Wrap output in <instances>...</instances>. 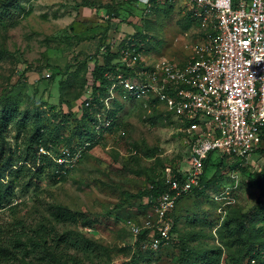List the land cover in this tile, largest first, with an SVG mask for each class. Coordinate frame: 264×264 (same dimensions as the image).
Returning a JSON list of instances; mask_svg holds the SVG:
<instances>
[{
  "label": "rangeland",
  "instance_id": "rangeland-1",
  "mask_svg": "<svg viewBox=\"0 0 264 264\" xmlns=\"http://www.w3.org/2000/svg\"><path fill=\"white\" fill-rule=\"evenodd\" d=\"M5 1L0 0V12L7 13L0 21V94L6 99L1 107L17 113L7 127L6 150L16 164L25 163L26 155L32 164L30 137L42 126L46 145L38 146L36 164L46 155L54 162L46 170L55 176L26 174L22 181L29 186L15 189L18 205L0 210L2 229L31 233L46 225L74 256L68 264H132L138 250L129 222L143 224L152 211L146 196L134 195L166 171L190 166L187 131L165 107L136 101L123 104L110 130L89 148L90 142L79 143L80 103L90 95L85 72L93 58L102 63L106 44L115 50L132 37L148 62L181 64L204 40L206 27L185 0L156 2L149 10L136 0H11L12 6L3 7ZM25 64L40 70L22 71ZM80 148L76 160L64 153ZM211 162L204 174L217 172L215 181L181 200L170 239L156 249L141 247L137 264H178L180 256L184 264L257 263L232 224L236 213L250 219L262 206L264 196L257 197L264 192V173L248 182L234 158L213 152ZM263 164L264 153L251 154L243 165L254 171ZM62 208L70 211L69 219ZM39 260L29 252L30 264ZM7 264L23 263L18 257Z\"/></svg>",
  "mask_w": 264,
  "mask_h": 264
},
{
  "label": "built area",
  "instance_id": "built-area-1",
  "mask_svg": "<svg viewBox=\"0 0 264 264\" xmlns=\"http://www.w3.org/2000/svg\"><path fill=\"white\" fill-rule=\"evenodd\" d=\"M161 1L174 0H137L148 10ZM185 1L206 27L204 40L191 55L181 64L148 62L136 39L121 41L117 61L124 68L104 72L109 85L101 105L91 96L84 102L93 110L96 134L112 124L109 115L115 104L136 101L165 107L187 131L190 166L166 171V190L153 198L145 222H129L135 240L147 230L141 247L151 249L170 239L176 201L200 185L210 152L238 159L241 165L264 146V0ZM81 150L64 153L71 161Z\"/></svg>",
  "mask_w": 264,
  "mask_h": 264
},
{
  "label": "trees",
  "instance_id": "trees-1",
  "mask_svg": "<svg viewBox=\"0 0 264 264\" xmlns=\"http://www.w3.org/2000/svg\"><path fill=\"white\" fill-rule=\"evenodd\" d=\"M137 1V0H136ZM88 3V2H85ZM3 7L5 5H11V0L5 1L2 4ZM86 5V4H84ZM6 9V8H5ZM8 10V8L6 9ZM111 14H114L111 9H106ZM7 13L0 12V21L3 20L4 16ZM134 38V37H132ZM135 39V38H134ZM106 50L103 55L102 63H98L95 58H93V63L91 69H88L85 72V82L89 84L91 100L96 102L98 105H101L100 97L104 96L107 92V88L109 85V81L104 76V72L107 70H113L116 66L119 68H124L119 65L118 59V51L113 48H110L109 45H105ZM2 49L0 50V54ZM1 56V55H0ZM92 61V60H91ZM28 70H40L38 67L35 69L31 68L27 64L24 65L22 71ZM91 78L89 81L88 78ZM61 98L63 97V91L60 93ZM64 98V97H63ZM5 95L0 94V210L9 208L13 209L18 205L17 202H14V194L16 188L25 189L29 185V183L23 184V178L29 172L40 173L46 172L47 176L53 177L54 173H51L46 168H54V162L50 160L47 161L46 155H40L38 157L39 164H36V152L37 148L40 145H46V136L44 133V129L42 126L35 127L31 137L29 145L34 154L31 157V163L28 162L29 156H23L25 163L16 164L12 159V152L6 150V131L10 122L13 121L17 113L13 111V109L8 108L6 105L1 107L2 103L6 100ZM87 99V98H86ZM3 101V102H2ZM2 102V103H1ZM85 101L80 103V112H81V128L78 133L75 135L78 139H81L79 143L90 142L91 146L92 142L97 140L105 131L110 130L112 127L113 121L117 115V113L123 108V105L117 103L115 107L110 112V117L112 118V124L105 129V131H100L99 134H96L92 125L93 121V110L84 105ZM67 103V102H66ZM67 105V104H66ZM85 134V135H84ZM84 136V137H83ZM67 142H71V139H67ZM86 144V143H85ZM33 146V147H32ZM137 147V146H136ZM156 148L149 149V152L154 153ZM264 146L260 147L256 150L257 156L263 154ZM213 156V152H210L208 156L204 159V171L205 167L214 161L211 162ZM18 160V159H17ZM33 160V161H32ZM47 161V162H46ZM235 162H238V159H235ZM217 165L221 167V162H217ZM239 166V167H238ZM250 165H237V171L241 174V179L248 182H256L257 177L264 173V167L259 170L249 171ZM264 166V164L262 165ZM33 170V171H32ZM200 179V185L191 189L188 193L178 198L176 201L175 207L171 212V217L173 219V224L171 227L170 233L172 234L175 231V223L177 219V215L175 209L178 207L177 205L184 199L189 193L200 189V187L207 186L209 182L215 181L217 178V172L211 175L210 178L205 177L204 174ZM178 174V172H176ZM151 187L142 191H139L136 197H144L146 196L149 200L148 203H152L153 198L159 194L160 192L166 190V185L163 182V178L151 179ZM264 196V192L260 191L258 194V200L262 199ZM260 207H256L254 211V217L247 216V213L240 212L236 213L233 217V229L242 233V240L245 241L246 248L245 253H250L251 256L256 260V264H264V201ZM62 212L63 219H69L70 211H66V209H60ZM260 223V224H258ZM3 226L0 224V264H7L14 258H20L23 264H30L27 261V257L30 253H35L37 258H39V262L41 264H68V261L74 256H70L65 246L62 245L61 238H58L57 233L53 232L52 229L48 228L46 225H40L32 229L31 233H28L23 227L21 229H10L8 232L3 231ZM232 229V230H233ZM13 231L11 236H8L9 232ZM170 234V235H171ZM147 230H143L136 240L137 254L134 255L130 261L132 264H137L138 256L140 252L142 253L141 242L146 238ZM185 248L182 246L181 250L183 251ZM178 264H184V257H178ZM211 263H215V260H210ZM236 264L235 261H233Z\"/></svg>",
  "mask_w": 264,
  "mask_h": 264
}]
</instances>
